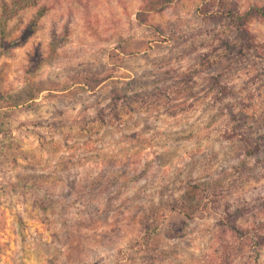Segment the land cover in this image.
Segmentation results:
<instances>
[{
	"label": "rangeland",
	"instance_id": "rangeland-1",
	"mask_svg": "<svg viewBox=\"0 0 264 264\" xmlns=\"http://www.w3.org/2000/svg\"><path fill=\"white\" fill-rule=\"evenodd\" d=\"M146 1L0 0V264H264V0Z\"/></svg>",
	"mask_w": 264,
	"mask_h": 264
},
{
	"label": "trees",
	"instance_id": "trees-1",
	"mask_svg": "<svg viewBox=\"0 0 264 264\" xmlns=\"http://www.w3.org/2000/svg\"><path fill=\"white\" fill-rule=\"evenodd\" d=\"M173 0H147L144 5L142 6L140 12L137 14V19L139 22L143 23L146 21V18L144 16V13H148L151 11H157L165 8L168 4H170ZM222 6H224V1H221L220 3ZM225 8V7H223ZM226 14H229L233 20H235L238 23V30L243 34L247 33L246 28L244 29L245 22L252 18L253 16H259L264 21V6H252L248 10H245L243 12L228 10L225 12ZM189 188H195V184H190Z\"/></svg>",
	"mask_w": 264,
	"mask_h": 264
},
{
	"label": "crops",
	"instance_id": "crops-1",
	"mask_svg": "<svg viewBox=\"0 0 264 264\" xmlns=\"http://www.w3.org/2000/svg\"><path fill=\"white\" fill-rule=\"evenodd\" d=\"M5 110V107H2V108H0V111H2V113H4L3 111ZM4 126H7V124L5 125V124H1L0 123V130H2V128H4Z\"/></svg>",
	"mask_w": 264,
	"mask_h": 264
}]
</instances>
